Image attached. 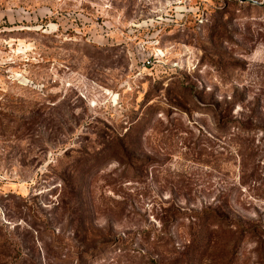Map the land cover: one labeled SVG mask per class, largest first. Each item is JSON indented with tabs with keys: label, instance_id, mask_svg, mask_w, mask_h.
<instances>
[{
	"label": "rangeland",
	"instance_id": "obj_1",
	"mask_svg": "<svg viewBox=\"0 0 264 264\" xmlns=\"http://www.w3.org/2000/svg\"><path fill=\"white\" fill-rule=\"evenodd\" d=\"M0 0V264H264V0Z\"/></svg>",
	"mask_w": 264,
	"mask_h": 264
},
{
	"label": "water",
	"instance_id": "obj_2",
	"mask_svg": "<svg viewBox=\"0 0 264 264\" xmlns=\"http://www.w3.org/2000/svg\"><path fill=\"white\" fill-rule=\"evenodd\" d=\"M240 2H248V3H251V4H255L256 1L254 0H239Z\"/></svg>",
	"mask_w": 264,
	"mask_h": 264
}]
</instances>
